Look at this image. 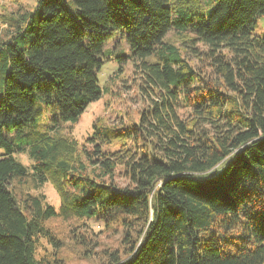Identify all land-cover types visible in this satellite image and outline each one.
I'll list each match as a JSON object with an SVG mask.
<instances>
[{
  "label": "trees",
  "instance_id": "16d2710c",
  "mask_svg": "<svg viewBox=\"0 0 264 264\" xmlns=\"http://www.w3.org/2000/svg\"><path fill=\"white\" fill-rule=\"evenodd\" d=\"M263 16L264 0H36L0 13V264L74 260L58 254L56 218L72 223L79 260L264 264ZM114 36L151 99L127 126L98 120L87 148L65 125L102 97ZM195 46L205 70L185 55ZM89 222L119 227L121 249L97 251Z\"/></svg>",
  "mask_w": 264,
  "mask_h": 264
},
{
  "label": "rangeland",
  "instance_id": "374dc122",
  "mask_svg": "<svg viewBox=\"0 0 264 264\" xmlns=\"http://www.w3.org/2000/svg\"><path fill=\"white\" fill-rule=\"evenodd\" d=\"M36 5V0H0V13H5L13 11L17 6H24L29 9H33ZM254 33L256 35L264 34V16L257 20V23L254 25ZM172 34L169 35L171 37ZM106 49L110 50L109 53L110 60L105 62L102 70L98 73V78L103 86V95L102 97L90 104L87 110L82 114L79 121L76 124H67L65 125L66 133L71 139L77 141L80 145L87 146L89 148L90 144L88 143L93 132V125L98 120H103L108 125H123L127 126L132 122H137L142 110L149 104L150 99L146 96V93L142 88H146V84L141 78V73H138L136 63L129 59L130 50L129 46L125 40L119 39V37L114 36L107 45ZM200 46H195V50L187 49L185 53L188 59H192L191 62L196 64L199 63ZM119 53H124L126 57L120 60L116 55ZM197 63V64H198ZM199 66H203L205 70L204 63H199ZM53 116H51L52 118ZM38 122V127L40 129L44 127ZM88 140V142H87ZM16 158L19 159L24 165L29 166L31 161L29 156L26 153L16 155ZM116 181L120 186L124 187L127 183L126 179L119 175L116 178ZM41 193L46 196L47 202L52 205L56 210L60 207V198L54 187L50 183H46L42 189ZM91 222L88 223V225ZM49 226L53 229L57 237L64 242V246L58 254L66 256L68 258L74 257V260L69 261L67 264H99L103 260V256L98 257L90 256L83 260L72 256L76 251L82 249L81 244L78 243L77 238L72 240V233L70 232L72 228V223L62 218H56L49 222ZM92 231L87 230L89 236L94 242L95 248L98 251L99 247L103 248H118L121 246V230L119 227L112 225V228L107 231L104 228L99 227L96 224H90ZM86 233V231H85ZM74 237V236H73ZM43 247H47L50 252H57L48 245L44 240L41 241ZM119 249H121L119 247ZM44 253L43 250L38 253V259Z\"/></svg>",
  "mask_w": 264,
  "mask_h": 264
}]
</instances>
